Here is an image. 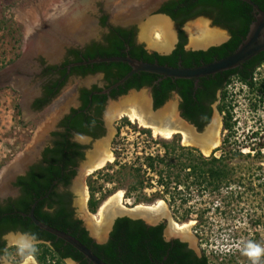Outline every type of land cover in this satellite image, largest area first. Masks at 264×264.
Segmentation results:
<instances>
[{
	"label": "trees",
	"instance_id": "obj_1",
	"mask_svg": "<svg viewBox=\"0 0 264 264\" xmlns=\"http://www.w3.org/2000/svg\"><path fill=\"white\" fill-rule=\"evenodd\" d=\"M252 1L264 10V0ZM161 12L171 15L180 26L198 16L211 17L215 25L229 30L231 34V39L221 46L206 51H186L187 38L181 32V42L177 49L169 57L162 58L161 64L168 63L169 66L176 67L178 62L182 61L184 68L209 64L233 54L246 37L254 20L253 8L241 0H180L163 8ZM116 46L117 44L113 45V48ZM142 52L144 53L142 48H138L135 55L141 57L139 55ZM145 59L151 60L147 56ZM263 64L264 52L232 71L198 80L170 78L165 82L168 84V91L179 90L185 102V116L199 127L210 122L209 106L218 100L220 93L218 108L221 114H224L226 136L222 146L208 157L196 148L182 146L180 135H175L171 141L159 142L164 151L163 155H146L142 164L130 167L129 176L133 181L128 188V196L147 188L159 187L160 190L151 197L144 195L138 197V200L151 202L156 198H163L171 203L179 200L183 208L195 192L220 195L225 189L227 192L230 190L229 196L225 198L233 202L235 197L243 198V191L237 193L232 191L233 185L244 187L257 181L261 187H264V141L260 139L256 145L244 147L249 149L248 152H245L244 148L233 147L231 138L234 136L233 129L236 123L233 121L234 106L229 100V88L234 80H238L247 85L251 93L259 94L257 98L260 103L264 102V80L259 83L254 81L255 70ZM123 71L127 72L126 69ZM155 100L156 106L160 107L166 102L167 96L162 98L156 93ZM253 107L256 109L258 105L254 104ZM206 112L208 115L201 120ZM123 120L130 123L127 119ZM144 131L150 133L149 130ZM259 136L260 132L255 131L251 139L256 140ZM218 153L220 156H217ZM61 159V150H55L51 157L45 159L47 166H36L26 177L19 178L16 186L21 188V197L6 207L0 205V237L10 230L31 232L39 240L48 238L54 242L55 251L47 245H39V248L46 249L41 256L36 253L40 262L47 264L50 253L51 257L57 258V264L63 263L65 258H73L80 264H92L73 246L41 230L26 216L33 204L40 201L35 209V216L39 220L74 236L108 264H212L205 254L197 257L193 251L187 249L186 244L178 240L166 241L163 237L164 225L149 226L143 220L129 217L118 218L115 221L107 243L101 245L95 243L89 233L81 227V222L74 218L70 195L55 192L54 182L60 179L62 172ZM235 160L239 163H234ZM67 167L65 164L64 170L68 169ZM109 169L110 167H107V170ZM91 178L89 177V181ZM69 183L64 182L65 185ZM91 183H89L91 198L88 206L90 211L95 213L100 199L95 197L96 187ZM51 188L52 192L49 194ZM249 188H251L248 189L249 192L254 190L252 186ZM41 198L43 199L40 200ZM46 207L48 211H44ZM219 211L223 214L221 209H218ZM191 212H193L192 208L185 209L183 219H188ZM207 212L208 209L202 212L201 219ZM63 248H66V251ZM4 250V245L0 242V251L4 252Z\"/></svg>",
	"mask_w": 264,
	"mask_h": 264
},
{
	"label": "flooded vegetation",
	"instance_id": "obj_2",
	"mask_svg": "<svg viewBox=\"0 0 264 264\" xmlns=\"http://www.w3.org/2000/svg\"><path fill=\"white\" fill-rule=\"evenodd\" d=\"M95 1L96 0L93 1L92 7L85 12V18L87 20V23L85 24L87 25L86 28L90 29V35H82L72 42H62L58 49L59 52L54 58H51L45 52H39L31 57H27L25 49V53L21 55L17 62L13 65H6L2 71L3 73H0V85L2 86L0 93L3 90L10 89L13 93L18 94L19 100L16 109L22 120V124L33 127V130H31V133L34 134L31 140L32 143L39 128L47 122L50 124L49 131H47L44 139L37 147V150L40 152L39 155L35 157L34 163L28 167L25 174L18 176L13 183L14 189L9 188L8 192L11 191V194L0 200V205L6 207L9 203L18 200L22 194L21 188L16 186L19 178L26 177L36 166H47L45 159L51 157V154L55 150H61L62 159L60 161L62 163L60 166L62 167V172L60 179H57L54 182L53 186L56 185L55 192L58 194L70 195L72 198L71 208L74 211V218L81 222V227L89 233L90 238H92L95 243L101 245L105 243H99L91 237L89 230L84 226L83 222L76 217L73 199L74 197H77L76 193L78 194L76 190L77 184L82 183L85 180L84 178L82 180L80 177L81 173H89L88 176L86 175L89 177L92 174L90 166L96 162L99 163L104 151L106 149L110 150V147L112 148L114 145L115 139L120 132V125L117 120L127 119L132 122L127 116L115 117L116 113H114L113 109L109 110V108L113 105L123 103V105H121L123 109L133 108L138 116H146L148 119L149 115L154 116L159 113L160 111L158 110L166 105L173 95H177L178 102L175 106L173 105L178 122L176 123L178 125L177 128H179L176 133L182 134L183 138H185L184 132L189 131L191 134L190 138L195 141L193 143H186L191 145L196 143L195 146L199 147V151H202L201 153L205 155L212 150L213 153L216 147H213L206 152L202 150L203 147L199 143L197 144V141L203 139L197 136L194 128L201 132L205 126L211 123L216 108L215 106L220 100V93L218 94V100L209 106V109H211L210 122L199 127L196 123L185 116V102L179 93V90L176 89L172 92L167 90L168 84H165V82L170 78L158 74L138 72L120 84V82L125 79L132 70L127 62L92 63L91 61L106 58L130 57L142 62L158 63L160 65L169 66L168 63L161 64L162 58L169 57L177 49V46L181 42V32L184 33L186 38L187 35L183 29L184 25L180 26L175 20H173L171 15L161 12V10L180 0H166L162 3V6L158 11L160 14L170 17L177 30L176 37L174 36L173 41H171V46L174 43L175 48L169 53L163 51L168 50L171 46L160 49L159 47L154 46V38L151 37L149 41L142 37L139 38L138 25L123 27L113 24L111 18L114 22H129L114 19L111 7H107V0ZM151 1L154 3L156 0ZM208 18L210 19L212 26L226 30L229 35V40L231 39L229 30L215 25L214 19L211 17ZM222 34L224 37L223 32ZM115 44H117V46L113 48V45ZM186 45V51H201L187 50ZM138 48H142L144 51V53L142 52V54L139 55L141 57L135 55ZM145 56L151 60H146ZM176 67H183L182 61H179ZM262 68H264V64L255 70L254 81H258L257 73L261 71ZM125 69L127 71L126 73L123 71ZM156 93H159L162 98L167 96L166 102L160 107L156 106ZM141 94H145L147 98H150V100L148 99L149 106L146 109L134 102L127 101L124 104L127 99ZM207 112L202 117L200 116L201 120L206 118V115H208ZM151 121H153V124H159V122H154L152 119ZM151 121L149 120L148 122ZM167 121L169 120H166V122ZM192 126L194 128H192ZM149 128L153 130L151 127ZM207 135L209 134L207 133L206 136ZM65 164L68 166V169L66 170H64ZM97 170L99 169H96L93 172ZM67 181L70 183L65 185L64 182ZM15 188L18 189V191H16ZM51 192L52 188L50 189L49 194ZM78 195L80 198V194ZM44 211H48V208H44ZM203 224L206 223L202 219L197 222L198 226ZM159 225L165 226L163 237L166 240L165 219L154 226ZM112 231L113 228L109 233V238ZM31 234V232L25 233L21 230H10L2 234L0 242L4 245L5 250L4 252L0 251V258L7 257L10 262H12V258H16L15 255H19L21 258L18 250H11L12 248L9 246V243L11 242L10 236L24 237L30 243ZM196 237L200 240L199 244L202 246L201 242L203 239L200 231L196 232ZM174 240L186 244L187 249L193 251L197 257H202L204 255V252H198L195 247H191L189 241L181 240L180 237L166 241L171 242ZM41 244L49 246L52 251L54 250V242L48 238H42L39 240V243L37 244L38 249ZM63 250L66 251V248H63ZM63 261L65 264L66 261H74L76 264H80L73 258H65ZM48 262H50V260H48Z\"/></svg>",
	"mask_w": 264,
	"mask_h": 264
},
{
	"label": "rangeland",
	"instance_id": "obj_3",
	"mask_svg": "<svg viewBox=\"0 0 264 264\" xmlns=\"http://www.w3.org/2000/svg\"><path fill=\"white\" fill-rule=\"evenodd\" d=\"M75 1L0 0V73H3L2 71L6 65H13L25 53L28 27L31 25L29 20L35 11L43 12L46 9L51 19L58 14L57 8H61L62 4H70ZM127 3L128 0H109L108 5H106L108 8L111 7L113 17L117 19V14L126 8ZM84 16H86V13H84ZM202 17L205 19L198 17L184 24L183 29L186 32L187 39L189 35L187 30L188 25L197 21H202L209 25L210 29L217 30L216 26L211 25V21L207 16ZM220 31L226 33L224 29ZM173 32L171 41H173L174 36L176 37L177 32L174 25ZM141 33L142 31L139 28V38L141 37ZM152 35L155 38L156 33L152 31ZM186 44L187 47H190L188 41ZM257 79L258 81L256 82L258 83L264 80V68L257 73ZM1 87L0 85V90H2ZM229 90V100L234 106L233 121L236 123L233 129L234 136L231 138L233 147L244 148L251 144L256 145L260 139L264 141V102L260 103L259 98H257L259 94L254 95V93L250 92V88L247 85L242 84L238 80H234ZM18 100V94L13 93L10 89L3 90L0 93V185L2 183L1 175L4 170L10 167L19 156L27 152L30 147L29 145L32 144L31 140L34 135L31 133V130H33L32 126L22 124V120L16 109ZM177 102V95H173L159 111L164 110L169 104L175 106ZM254 104H257L258 108L255 109L253 107ZM219 105L220 100L215 106L216 108L210 123V125H213L215 121H218L220 125L218 129V144L215 146L214 151L222 146L226 136V133H224V114H221L218 108ZM117 122L120 125V132L115 139L114 145L112 148L110 147L113 156L112 161L106 163L107 165H104L105 167L103 166L102 169L93 172L89 176L92 177L90 181L89 177H85L84 185L88 195L84 208H77L75 206L77 197L73 199L76 217L83 222L86 228L90 226L92 233L95 235L94 238L98 239L92 225L101 223L99 217L101 211L109 207L116 199L115 197L122 195L119 209L134 216H139V218H146L151 222L157 220L152 221L147 216L138 213V211L136 212V210L146 207L154 209L162 205L165 209L163 217L165 218L166 232H169L172 238H179V235L172 233L174 227L170 230V221L173 222L174 226L175 224H187L191 237H195V248L198 252H204L212 264H252L249 256L245 255L248 243L255 242L264 247V187H261L257 181H253L252 184L244 187H239L238 184L233 185L232 191H236L235 193L243 191V198L237 199L235 197L233 198V202L231 199L225 198L229 196L230 190L227 192L225 189L220 195L195 192L192 198L184 204L183 208L179 200L172 203L163 198H156L151 202L139 201L138 197L141 198L144 195L151 197L160 188H147L144 191L134 192L131 196H128V188L133 181L129 176L130 167L142 164L144 162L143 158L146 155H163L164 151L159 142L171 141L175 135H180L182 146L196 149L199 147L187 144L182 134L179 133H174L168 138L155 134L150 128L140 126L138 123L133 124L130 121V123H126L122 119H118ZM144 130H149L150 133ZM255 131L260 132V136L256 140L251 139L252 133ZM244 151L248 152L249 149L244 148ZM210 155L211 152L205 154L207 157ZM217 156H220V153ZM234 163H239V161L235 160ZM107 167H110V169L107 170ZM89 183L96 187L95 197L100 199V204L95 213L91 212L88 206L91 198ZM251 186L254 190H250L249 192L248 189H251L249 188ZM9 194H11V191L0 197H7ZM189 208H192L193 212H191L188 219H183V211ZM205 209L209 211L202 219L206 224L198 226L197 222L201 221V214ZM218 209H221L223 214L220 211L218 212ZM105 228L107 231V226ZM197 231H200L202 234V246L199 244L200 240L196 237ZM14 245L18 244L14 242L9 243L10 248H12L11 250L16 251L17 248ZM43 251V247L39 248L37 254L41 256ZM51 256L49 253L47 261L50 260V262H47V264H57V258ZM15 257L12 258V262L7 257L2 258H5L9 264H21L22 257L20 258L19 255H15ZM35 264L45 263L40 262L38 256H35ZM259 264H264V255L259 258Z\"/></svg>",
	"mask_w": 264,
	"mask_h": 264
},
{
	"label": "bare ground",
	"instance_id": "obj_4",
	"mask_svg": "<svg viewBox=\"0 0 264 264\" xmlns=\"http://www.w3.org/2000/svg\"><path fill=\"white\" fill-rule=\"evenodd\" d=\"M93 1L94 0H76L74 3L62 4L61 8H57L58 14L53 16L51 19L49 18V14L47 13L46 9L43 12H39L38 10L35 11L29 20L31 25L28 27L27 32V47L25 48L26 56L31 57L32 55L38 54L39 52H45L51 58H54L58 54V49L62 42H72L75 39L77 40V37H81L82 35H90V29L86 28L87 25L85 23H87V20L84 16V13L86 10L92 7ZM152 7L153 3L151 0H128L126 8L123 9L122 12L118 13V19H115L129 23H138L142 31L141 37L148 41L151 39V37L153 38L152 31H154L156 33V36L153 40L154 46L159 47L160 49L168 48L171 46V40L174 33L173 25L169 20L163 17H150V11ZM124 12H126V14H124ZM187 30L190 35V46L193 48L207 47L212 44L219 43L224 39L221 31L210 29V26L202 21H197L188 25ZM148 99L150 100V98H147L145 94H141L127 99L124 104L127 101L134 102L135 104H139V106L146 109L149 106ZM121 105H123V103L113 105L111 108H109V110L113 109L114 113H116L115 117L127 116L133 123H138L140 126H146L148 128L151 127L155 134L169 138L173 133L177 132V129H179L177 128V117L172 104L168 105L166 109L161 110L154 116L149 115L148 119L146 116H138L133 108L123 109ZM151 119L154 120V122H159V124H153ZM149 120L152 123L148 122ZM166 120L169 121L166 122ZM219 126V122L215 121L208 131L209 135H207L203 140L199 139L197 141V144L199 143L203 147L202 150L205 152L211 150V148L218 144ZM49 128V122L40 127L32 145H30L26 154L19 156L10 167L4 170L1 175L2 183L0 185V196L8 193L10 188L9 185L14 175L21 171L24 166H26L32 159L36 157V153L38 151L37 147L44 139V136L46 135L47 131H49ZM190 135L191 134L189 131H185L184 139L186 142L193 143L195 140L191 139ZM193 145H196V143ZM112 159L113 156L111 150L106 149L102 155V158L99 160V163L96 162L90 166V171L93 172L96 169L102 168L104 165H106V163L112 161ZM83 183L84 182L78 183L76 186V190L78 194H80V208L85 207L88 195ZM115 198L116 199L114 202L109 207H106L107 209L105 208L103 211H101L99 215L101 223H97L98 225H92L93 231L98 238L104 237L106 232L105 227L108 224V216L111 214L115 215L121 211L119 207L121 204L122 195H118ZM146 208H138L136 212L138 211V213L147 216L152 221L160 219L165 213V209L162 205H159L154 209H149L148 207ZM172 233L192 241L189 226L187 224H175ZM10 241L21 246L29 243L27 239L21 236H11Z\"/></svg>",
	"mask_w": 264,
	"mask_h": 264
},
{
	"label": "water",
	"instance_id": "obj_5",
	"mask_svg": "<svg viewBox=\"0 0 264 264\" xmlns=\"http://www.w3.org/2000/svg\"><path fill=\"white\" fill-rule=\"evenodd\" d=\"M164 1H166V0H156L153 3V7L150 11V17H156V16L160 17L161 16V17H164L167 20H169L172 23V25H174V23L170 17L163 15V14H160L158 12ZM241 1L249 4L253 8L254 20L252 21L250 28H249V31H248L246 37L243 39L240 46L238 47V49L233 54L229 55L228 57H225V58L220 59V60H216V61L211 62L209 64H204V65L193 67V68L170 67L167 65H160L158 63H147V62H142L139 60L132 59L130 57L98 59V60H94L91 62L92 63H94V62H121V61L127 62L131 66L132 70L125 77V79H123L120 82V84L125 82L132 75H134L135 73H138V72L158 74V75H162V76L167 77V78H175V79H183V80H198V79L206 77V76L216 75L218 73L235 70V69L241 67L246 62L250 61L251 59L255 58L256 56H258L259 54L264 52V10H262L252 0H241ZM201 18H203V17H201ZM203 19H205V18H203ZM111 22L115 25H119V26H123V27H128L131 25H138L139 28L141 29L140 25L138 23H135V22H130V23L114 22L112 20V18H111ZM216 29L217 30H223L220 27H216ZM228 40H229V35L226 31V33H224V39L219 43H215V44H212L210 46L202 47V48H193L191 46L187 47V45H186V49L187 50H203V51H206L212 47L221 46L222 44L226 43ZM188 42L190 43V36L189 35H188ZM173 48H175L174 43L170 49L165 50L163 52L169 53L170 51L173 50ZM187 124H189V123H187ZM210 127H211V125L209 124V125L205 126L203 128V130L200 132L192 126V128H194V130L196 131L197 136L200 137L201 139L205 138ZM212 151H211V153H212ZM39 153L40 152L38 150L36 153V156H38ZM24 154H26V153H24ZM34 160H35V158L32 159L26 166H24V168L21 171L17 172L14 175V177L12 178L11 183L9 185L10 189H14L13 183L16 181L18 176L25 174L28 167L34 163ZM86 175L88 176L89 173L88 174H85V172L81 173L80 177L82 178V180H83V178L85 179V177H87ZM16 191H18V189H16ZM76 196H77V198L75 200V206L77 208H80V206L78 204L79 203L78 202L79 195L76 193ZM4 197L5 196L0 197V200H2ZM42 199L43 198H41L40 200H42ZM39 202L40 201H36L33 204L30 212L26 215L27 217H29L32 220V222L38 228H40L41 230H43V231H45L51 235H54L58 239H61L64 242H66L67 244H70L71 246H73L76 250H78L81 254H83L89 260L90 263H92V264H108L105 261H103L101 258H99L90 248H88L86 245H84L82 242H80L74 236H72V235H70L64 231H61L57 228H54V227L42 222L41 220H39L35 216V209H36ZM122 217H129V218L134 219V220L141 219L149 226H154V225L158 224L160 221L165 219L162 216L157 221L151 222L146 218H144V219L139 218V216H134V215H132V214L121 209V211H119L117 214H115V215L111 214L108 216L107 231H106V235L103 238H98V239L94 238L95 235L92 233L91 228L88 226L87 229L89 230L91 237H93L97 242L106 243L109 240V233L112 230V228L115 224V221L118 218H122ZM173 227H174V224L172 221H170V230H172ZM180 238H181V240H187V239L182 238V237H180ZM191 238H192V241H189L191 244V247H195V239H194V237H191ZM171 239H172V236H170L169 232H166V240L169 241Z\"/></svg>",
	"mask_w": 264,
	"mask_h": 264
},
{
	"label": "clouds",
	"instance_id": "obj_6",
	"mask_svg": "<svg viewBox=\"0 0 264 264\" xmlns=\"http://www.w3.org/2000/svg\"><path fill=\"white\" fill-rule=\"evenodd\" d=\"M30 240V243L23 246L14 245L22 257L21 264H35V256L38 251L37 244L39 243V238L35 234H31ZM245 255L249 256L252 264H259V258L264 255V247H261L255 242H249L245 250ZM0 264H9V262L5 258H0ZM66 264H69V261H66ZM70 264H75V262L71 261Z\"/></svg>",
	"mask_w": 264,
	"mask_h": 264
}]
</instances>
